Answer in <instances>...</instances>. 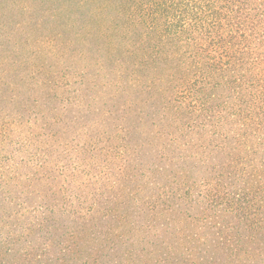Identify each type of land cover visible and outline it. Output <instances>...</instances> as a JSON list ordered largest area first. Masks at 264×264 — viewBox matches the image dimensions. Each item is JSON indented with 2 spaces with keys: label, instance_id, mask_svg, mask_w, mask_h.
Returning a JSON list of instances; mask_svg holds the SVG:
<instances>
[{
  "label": "trees",
  "instance_id": "1",
  "mask_svg": "<svg viewBox=\"0 0 264 264\" xmlns=\"http://www.w3.org/2000/svg\"><path fill=\"white\" fill-rule=\"evenodd\" d=\"M0 264H264V0H0Z\"/></svg>",
  "mask_w": 264,
  "mask_h": 264
},
{
  "label": "rangeland",
  "instance_id": "2",
  "mask_svg": "<svg viewBox=\"0 0 264 264\" xmlns=\"http://www.w3.org/2000/svg\"><path fill=\"white\" fill-rule=\"evenodd\" d=\"M11 14H12V13H11ZM15 19H20V16L18 15L17 17H15ZM94 69H99V68H97V67H90V70H91L92 73H93V70H94ZM89 79H90V81H92V79H93V78H92V75H91V77H89ZM97 80H98V83L100 84L101 81L103 80V76H101V77H100V76L97 77ZM111 93H113V89H111L109 96L111 95ZM109 96H107V97H105V98H110ZM19 97H20V95H19ZM102 97H103V96H102ZM8 123L11 124V122H10L9 119H8ZM9 127H13V124L10 125ZM14 129H15V126H14ZM18 134H19V132L17 131V133L15 134V137H16V135H17L16 139L20 141V138H19Z\"/></svg>",
  "mask_w": 264,
  "mask_h": 264
}]
</instances>
